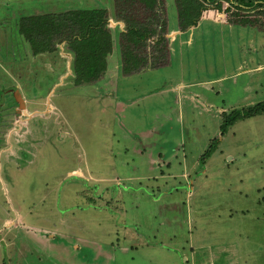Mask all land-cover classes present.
Masks as SVG:
<instances>
[{"label": "rangeland", "instance_id": "rangeland-1", "mask_svg": "<svg viewBox=\"0 0 264 264\" xmlns=\"http://www.w3.org/2000/svg\"><path fill=\"white\" fill-rule=\"evenodd\" d=\"M165 1L166 65L124 74L111 28L76 84L19 21L115 0H0V264H264V115L220 131L264 100V8L217 0L183 30Z\"/></svg>", "mask_w": 264, "mask_h": 264}, {"label": "trees", "instance_id": "trees-1", "mask_svg": "<svg viewBox=\"0 0 264 264\" xmlns=\"http://www.w3.org/2000/svg\"><path fill=\"white\" fill-rule=\"evenodd\" d=\"M178 21L185 30L196 25L202 13L217 0H174ZM231 6L264 8V0H224ZM206 3V4H203ZM144 10L136 19L137 5ZM116 16L124 22L120 33L122 71L131 74L169 62L168 18L165 0H115ZM141 17V16H140ZM19 31L30 43L34 53L54 52L64 43L72 55L71 68L76 84L100 79L107 69V57L113 50V34L108 10L104 7L75 8L59 12L34 13L22 16ZM154 48L153 52L150 50ZM264 115V100L224 112L221 136L240 120ZM215 140V139H214ZM211 143L203 157L214 151Z\"/></svg>", "mask_w": 264, "mask_h": 264}, {"label": "crops", "instance_id": "crops-1", "mask_svg": "<svg viewBox=\"0 0 264 264\" xmlns=\"http://www.w3.org/2000/svg\"><path fill=\"white\" fill-rule=\"evenodd\" d=\"M223 18H225V17H223ZM110 25H111V28H116L117 27V28H119L120 31L124 29V22L123 21H120V20H118V19H116L114 17H111V19H110ZM121 56H122V54H121ZM71 63H72V61H71ZM69 71H71V67L69 68Z\"/></svg>", "mask_w": 264, "mask_h": 264}]
</instances>
